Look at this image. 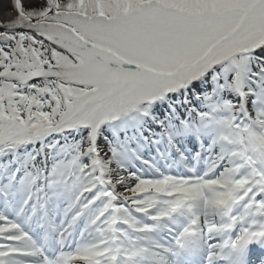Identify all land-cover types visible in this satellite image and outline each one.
<instances>
[{
  "label": "snow or ice",
  "instance_id": "obj_1",
  "mask_svg": "<svg viewBox=\"0 0 264 264\" xmlns=\"http://www.w3.org/2000/svg\"><path fill=\"white\" fill-rule=\"evenodd\" d=\"M0 264H264V0H0Z\"/></svg>",
  "mask_w": 264,
  "mask_h": 264
}]
</instances>
